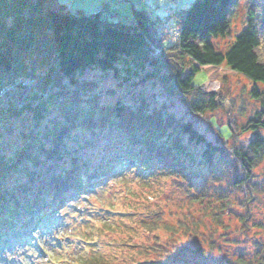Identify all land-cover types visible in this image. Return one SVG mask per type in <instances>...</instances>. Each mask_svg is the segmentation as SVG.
<instances>
[{"label": "trees", "instance_id": "obj_1", "mask_svg": "<svg viewBox=\"0 0 264 264\" xmlns=\"http://www.w3.org/2000/svg\"><path fill=\"white\" fill-rule=\"evenodd\" d=\"M236 2L245 26L221 51L214 40L232 33ZM64 7L58 0H0V86H15L0 95V140H8L0 144L1 234L50 223L84 191L131 168L168 180L175 190L201 189L195 193L200 198L218 194L223 209L216 220L231 207L232 196L246 193V203L264 191V0H196L176 14L180 34L171 47L153 37L154 21L144 11H136V21L123 23L110 17L106 3V15ZM157 40L166 57L156 53ZM202 66H226L246 76L252 98L261 104L244 122L230 120L237 133L231 145L197 124L196 115L217 111V99L227 98L195 84ZM90 70L112 72L120 84L132 86L137 90L134 104L120 99L102 103L97 84L84 80ZM157 84L162 91H153L149 101L142 86L154 89ZM176 95L186 101L190 97L187 117L166 101ZM51 106L57 114L47 125L42 119ZM240 115L244 117L243 111ZM24 116L31 121L27 130L17 131L16 140L10 138L8 122ZM103 134L111 139L102 146V163L94 166L92 153L83 150ZM79 135L85 136L83 147L72 143ZM243 135L247 137L240 139ZM179 220L164 226L177 234L193 233L195 245L175 246L169 254L201 251L198 227L190 229ZM144 226L159 228L157 219ZM127 260L102 257L87 264H141ZM240 262L246 263L243 258Z\"/></svg>", "mask_w": 264, "mask_h": 264}, {"label": "rangeland", "instance_id": "obj_2", "mask_svg": "<svg viewBox=\"0 0 264 264\" xmlns=\"http://www.w3.org/2000/svg\"><path fill=\"white\" fill-rule=\"evenodd\" d=\"M110 1L58 0L60 5L71 12L103 11L105 15L107 11L104 5ZM195 1L130 0V3L125 4L128 1L124 0L111 8L117 13L115 20L123 23L136 21V11H144L154 21L152 26L156 28L157 34L153 27L152 34L158 35L165 47H171L177 43L180 34L176 14L182 13ZM237 9L236 2L232 4V33L226 39L214 40L221 51L229 48L245 26L240 24L243 11L240 9L237 13ZM159 49L160 47L156 53L163 54ZM84 80L97 84L96 92L102 103H113L120 99L127 104H134L133 96L137 90L128 84H120L121 80L115 79L112 72L90 70L84 75ZM194 82L204 91L217 92L227 97L223 101L217 99L220 104L217 111L194 117L207 135L223 141L226 138L231 145L237 133L230 126V120L234 124L237 121L242 123L245 118L249 119L261 109L260 102L250 94L251 80L226 66H202ZM142 87L146 90L149 101H152L151 95H155L151 94L153 91H162L160 84L154 89L148 85ZM189 99L187 96V101ZM166 101L178 115L187 117L186 109L189 105L185 99L176 95L168 96ZM242 111L244 117L240 115ZM56 114L57 111L51 106L42 122L49 125ZM30 122L27 116L16 122L9 121L12 132L8 136L16 140L17 131L27 130ZM85 136L79 135L72 143L83 147ZM239 137L243 139L247 135ZM96 138L98 139L93 141V145L85 146L83 150L92 153L93 159H90L94 166L102 163V146L111 136L103 134ZM6 142L7 137L0 140L1 146ZM160 162L163 164L162 159ZM169 182L155 179L153 175H143L135 168L113 174L99 183L94 191H84L81 199L63 208L54 216L51 226L44 225L41 233L28 235L25 241H36L24 250L31 254L30 261L25 259V263L20 259L19 255L23 251L19 250L20 244L16 246L17 240L20 241L25 235V230L13 237H1L0 264H87L91 259L101 260L102 257L117 262L131 258L141 264H159V261H163V264H244L240 262L242 258L246 263L264 264V191L246 203V193L232 196L233 204L216 220L217 212L223 209L219 206L218 194L212 192L209 196L200 198L195 193L201 189L187 193L182 187H177V190L171 188ZM248 213L249 217L244 220ZM177 218L184 220L190 229L198 227L199 234L196 238L201 251L188 256L181 252L177 257L169 254L175 246L180 250L188 242L195 245L191 240L193 233L181 231L177 234L164 226L166 223L178 224L181 220H176ZM156 219L159 228L149 231L144 224ZM200 220L202 222L197 224ZM23 256L24 259L27 255Z\"/></svg>", "mask_w": 264, "mask_h": 264}, {"label": "built area", "instance_id": "obj_3", "mask_svg": "<svg viewBox=\"0 0 264 264\" xmlns=\"http://www.w3.org/2000/svg\"><path fill=\"white\" fill-rule=\"evenodd\" d=\"M112 3H117V0H113ZM127 3V2H126ZM111 16V15H110ZM162 53H164V50H161ZM26 84H28L30 87L32 86V84H29L28 82H26ZM15 88L14 85H2L1 86V93H6V92H10L11 90H13Z\"/></svg>", "mask_w": 264, "mask_h": 264}]
</instances>
